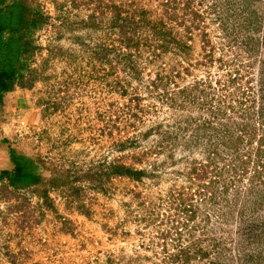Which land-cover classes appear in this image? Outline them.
<instances>
[{
  "label": "rangeland",
  "instance_id": "374dc122",
  "mask_svg": "<svg viewBox=\"0 0 264 264\" xmlns=\"http://www.w3.org/2000/svg\"><path fill=\"white\" fill-rule=\"evenodd\" d=\"M15 3L0 264H264V0Z\"/></svg>",
  "mask_w": 264,
  "mask_h": 264
},
{
  "label": "trees",
  "instance_id": "16d2710c",
  "mask_svg": "<svg viewBox=\"0 0 264 264\" xmlns=\"http://www.w3.org/2000/svg\"><path fill=\"white\" fill-rule=\"evenodd\" d=\"M19 8L20 5L16 3L7 8H0V97L3 92L11 90L17 74L16 64L25 50L26 44L24 42L20 44L18 38L13 39V37L5 36L6 32L14 34L16 31L28 27V23L23 22L21 17H19ZM137 25V21H131L132 31H137ZM151 25L148 28L155 32V39L162 43L163 46L174 38L169 37L170 32L167 31L163 22H160L159 25ZM12 161L15 164V168L12 174L9 175V182L13 186L22 187L37 182L38 176L35 174L34 167L28 159L13 155ZM117 169L120 175H130L135 178L139 177L141 172V170L130 169L124 165L117 166Z\"/></svg>",
  "mask_w": 264,
  "mask_h": 264
}]
</instances>
